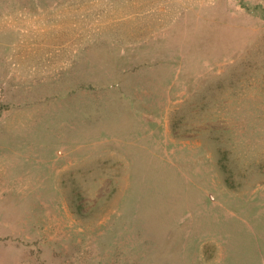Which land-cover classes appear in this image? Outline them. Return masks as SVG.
<instances>
[{
    "label": "rangeland",
    "instance_id": "1",
    "mask_svg": "<svg viewBox=\"0 0 264 264\" xmlns=\"http://www.w3.org/2000/svg\"><path fill=\"white\" fill-rule=\"evenodd\" d=\"M0 264H264V0H0Z\"/></svg>",
    "mask_w": 264,
    "mask_h": 264
}]
</instances>
